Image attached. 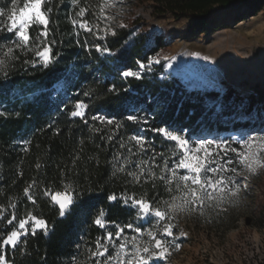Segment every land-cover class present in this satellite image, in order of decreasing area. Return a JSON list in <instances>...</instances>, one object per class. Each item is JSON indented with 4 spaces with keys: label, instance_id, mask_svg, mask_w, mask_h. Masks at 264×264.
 <instances>
[{
    "label": "trees",
    "instance_id": "trees-1",
    "mask_svg": "<svg viewBox=\"0 0 264 264\" xmlns=\"http://www.w3.org/2000/svg\"><path fill=\"white\" fill-rule=\"evenodd\" d=\"M154 1L155 14L160 16L171 13L176 18H191V29L200 33L206 32L213 23L211 12L215 8L244 6L251 15H255L264 6V0ZM4 2L5 0H0V3ZM99 2L100 0H79L80 6L89 8L86 16L80 18L76 15L79 7L73 5V0H51V31L48 41H57L52 50L54 59L58 58V62L47 69L39 63L33 67L31 63H24L25 60L39 59L33 52H17L19 60L9 69L11 79L7 84L0 83V102L7 109V114L0 116V210H4L8 218L13 214L17 217L12 225L0 221V230L6 236L19 219L32 215L45 219L48 224L47 235L38 231L35 235L29 232L26 237H21L22 241H26V248L0 247V252L6 255L9 264H69L81 235L88 243L81 250L79 261L74 264H91L88 260L89 247L104 234L103 229L88 223L95 218L98 209H106L107 218L120 224L128 222L134 215L122 202H110V194L116 193L119 196L126 192L127 195L150 199L159 193L163 198H168L158 180L157 189H153L150 182H129L124 174L116 178L111 176L114 155H129L119 148L120 136L125 132L121 129L109 142L106 136L112 126L95 122L85 125L79 118L69 119L77 100L91 105L88 116L100 110L108 116L121 118L126 117L130 105L147 107L148 112L141 114H147L150 120L154 115L152 126H178L186 134L191 129L194 136L229 129L254 130L264 127V105L257 106V102L264 100L262 91L257 101L252 97L245 106L241 104L242 98L234 96L231 89L222 95L215 90L191 91L181 79L165 73L162 60L153 64L151 71L145 69L139 79L123 77V71H139L138 62L147 63L151 57L165 49L168 42L162 34H151L137 29L134 24H124L121 27L122 24H113L109 20L101 27H110L117 34L113 36L109 32L104 38L101 33V39H97L95 32H86L79 24L81 19L87 20L89 27L96 24L92 12L97 10ZM74 20L77 22L76 26L73 25ZM77 40L80 42L79 46ZM85 42L89 47H84ZM96 44L110 47L112 54L104 53L103 56V52H97L92 47ZM113 84L119 89L118 93L107 91ZM13 86L17 88L15 95H20L19 89H23L28 100L35 99V102L22 104L24 96L19 99L10 97L8 91ZM83 91H90L91 95L85 97L82 95ZM62 101L68 105L65 114L56 111L58 107H64ZM53 112H56V122L53 127L48 128L46 124L53 123L50 118ZM242 112L251 114L252 118L241 121L238 117ZM126 123L128 134L137 130L134 123ZM94 128L101 130L95 131ZM57 129L60 130L59 134ZM25 138L30 139L28 151H23L24 146L17 144L18 140ZM155 144L158 151L162 147L168 150V143L162 142L159 135H155ZM130 158L133 162L137 160L135 156ZM120 162H123V156L120 157ZM156 171L159 174V169ZM66 179L74 180L80 185L81 206L62 218L58 214V205L51 200L50 194L63 191L62 185ZM33 181L36 183L30 188ZM26 188L29 189L27 194L24 191ZM29 194L35 197V204L27 199ZM257 197L253 195V201L242 207L238 193L222 203L213 202L212 207L206 206L203 214L199 209L179 212L186 213L189 222L199 223L205 219L209 225L230 228L244 218L249 226L264 230V199ZM13 205L16 206L14 212ZM174 220V224H181L177 219ZM144 237L147 236L142 238ZM22 252L27 254L22 255Z\"/></svg>",
    "mask_w": 264,
    "mask_h": 264
},
{
    "label": "snow or ice",
    "instance_id": "snow-or-ice-1",
    "mask_svg": "<svg viewBox=\"0 0 264 264\" xmlns=\"http://www.w3.org/2000/svg\"><path fill=\"white\" fill-rule=\"evenodd\" d=\"M116 2L118 0H100L96 5L97 10L92 12L96 24L89 27V22L81 19L79 27L89 33L95 32L97 39H101V33L104 34V38L109 32L115 36L117 33L114 29L101 27V25L106 24L110 19L106 9L114 7ZM50 4L51 0H5L4 3H0V83L7 84L11 79L9 69L14 67L15 61L19 60L17 52H33L39 59L24 61L25 64L31 63L33 67L39 63L47 69L58 62V58L54 59L55 54L52 50L57 41L54 39L48 41L51 31L49 28L52 12ZM73 5L79 7L76 15L80 18H84L89 12L88 7L79 5V0H73ZM76 23L74 20L73 25L76 26ZM79 44L77 40V45ZM84 47H89L87 42ZM92 47L106 55H111L113 52L110 47L100 44ZM159 62L158 59H149L147 63L138 62L139 71L126 70L122 72V76L139 79L145 69L151 71L152 65ZM107 91L118 93L119 89L113 84ZM15 93L17 88L13 86L8 91L10 97L19 99L20 96H24L22 104L35 102V99L28 100L23 89H19L20 95ZM82 95L89 97L91 93L83 91ZM148 102L151 103L150 100ZM62 103L64 107H58L56 111L65 114L68 105L65 101ZM90 110L91 105L77 100L74 109L70 111L69 119L79 118L85 125L95 122L99 125L112 126L110 133L106 136L109 142L119 134L121 129L125 132L123 136H120L119 148L129 155L125 156L123 153L114 155L111 176L116 178L124 174L129 182L137 184L150 182L153 189H157L156 181L158 180L168 194L167 199L159 193L150 199L127 195L126 192L119 196L116 193L110 194L108 196L110 202H122L132 210L134 215L128 222L120 224L107 218L106 209H98L95 218L88 223L103 229L104 234L89 247L88 260L91 264H158L159 261L167 258L170 249L179 248V243L173 235L174 226L171 224L174 219L173 213L199 209L203 214L206 206L212 207L213 202L219 204L228 197L238 194L240 190L238 177L244 168L255 175L258 168L264 167V128L259 131H249L238 137L196 138L191 129H188L186 136L182 127L152 126L154 115L150 120L147 114H141L148 112L147 107L130 105L126 117L121 118L108 116L100 110L88 116L87 113ZM6 114V105L0 102V116ZM50 118L53 123L46 124L48 128L54 126L56 112H53ZM126 122L134 123L137 130L128 134ZM94 130L101 129L94 128ZM56 131L59 134L60 130ZM148 133L154 135L149 136ZM155 135H159L162 142L168 143V150L163 147L157 150ZM189 137L193 138L189 139ZM17 144L24 146L23 151H28L27 145L30 144V139H20ZM121 156H123L122 163ZM131 156L137 157V160L133 162ZM73 163L75 164V159ZM156 169H159V174ZM35 183L33 181L30 188ZM62 187L63 191L50 195L51 200L58 205L59 216L66 218L74 209L81 206L80 185L74 180L66 179ZM24 191L26 194L29 193L28 188ZM45 194L49 195V193ZM27 199L33 204L36 203L33 195L29 194ZM15 207V205L12 206L13 212ZM0 221L12 225L14 221H17V217L13 214L8 218L5 211L0 210ZM29 231L32 235L38 231L47 235L48 224L45 219L35 215L31 216V222L28 218L19 219L14 229L6 236L3 235V230H0V247L26 248V241H22L21 237L22 235L26 237ZM145 235L148 239L142 240ZM86 243L88 242L81 235L75 244L76 251L72 253L69 264L79 261L80 252ZM24 254L27 253L22 252V255ZM0 264H8L6 255H0Z\"/></svg>",
    "mask_w": 264,
    "mask_h": 264
},
{
    "label": "rangeland",
    "instance_id": "rangeland-1",
    "mask_svg": "<svg viewBox=\"0 0 264 264\" xmlns=\"http://www.w3.org/2000/svg\"><path fill=\"white\" fill-rule=\"evenodd\" d=\"M155 5L154 0H118L106 11L113 24H134L137 29L164 35L166 48L150 59L164 61L165 73L181 79L188 90H215L222 95L231 89L234 96L242 98V106L248 105L252 97L257 101L264 92V6L255 15L244 6L215 8L211 12L213 23L200 33L191 29V18H176L171 13L159 16ZM261 105L264 100L257 102L258 107ZM250 118L252 115L244 112L238 117L241 121ZM262 128L229 129L195 137H238ZM238 182L242 207L253 201V195L264 199V167L258 168L255 175L244 168ZM173 214L181 223L171 221L179 248L170 249L167 258L158 264H264V230L249 226L244 218L230 228H219L205 219L189 222L186 213ZM28 219L31 222V217Z\"/></svg>",
    "mask_w": 264,
    "mask_h": 264
}]
</instances>
